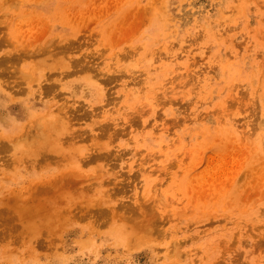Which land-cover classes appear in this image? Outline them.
Segmentation results:
<instances>
[{"label":"rangeland","instance_id":"374dc122","mask_svg":"<svg viewBox=\"0 0 264 264\" xmlns=\"http://www.w3.org/2000/svg\"><path fill=\"white\" fill-rule=\"evenodd\" d=\"M0 264H264V0H0Z\"/></svg>","mask_w":264,"mask_h":264}]
</instances>
